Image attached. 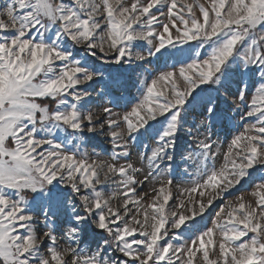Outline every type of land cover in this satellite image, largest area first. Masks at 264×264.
Segmentation results:
<instances>
[{"label":"snow or ice","instance_id":"obj_1","mask_svg":"<svg viewBox=\"0 0 264 264\" xmlns=\"http://www.w3.org/2000/svg\"><path fill=\"white\" fill-rule=\"evenodd\" d=\"M77 46L82 59L69 50ZM89 57L120 69L150 58L176 63L122 105L120 77L105 76ZM230 112L243 131L219 153L212 137ZM54 130L62 142L49 138ZM193 131L183 158L197 178L170 205L172 164ZM98 137L111 146L105 162L87 151ZM142 141L147 151L132 161ZM256 165L264 167V0L0 4V264H264ZM145 183L152 194L140 196ZM244 184L250 190L237 196ZM216 201L222 206L213 209ZM210 210L211 227H201ZM186 221L191 227L179 231ZM90 233L94 248L84 244Z\"/></svg>","mask_w":264,"mask_h":264},{"label":"rangeland","instance_id":"obj_2","mask_svg":"<svg viewBox=\"0 0 264 264\" xmlns=\"http://www.w3.org/2000/svg\"><path fill=\"white\" fill-rule=\"evenodd\" d=\"M3 3V0H0V4ZM67 44H70V42H66ZM197 44L196 41L190 42L189 45H184L183 47L189 48L195 47ZM74 53L77 59H82L86 54L83 51L82 48L79 46L77 47H71L69 49ZM172 51H177L175 49H170ZM136 51H141V49H136ZM209 49L205 46L200 49V52L202 55L206 56ZM146 55V52H145ZM151 63H144L143 68H137L136 64L129 66L125 64L123 69H120L117 65H107L103 64L99 60H95L94 57H89L90 62H95L97 67L100 68L101 71L105 72V76L112 75V76H119L121 83L123 85V88L120 90L123 94V100L121 101V104L123 105L127 101L131 100L133 103L136 102V99L140 96V89L143 88V82L145 80H150L151 78H154V74L158 75L160 71H167L172 70L171 65L175 64V59H169V58H162L159 63L156 61L155 58H150ZM167 59V66L164 63V60ZM140 63V62H137ZM179 67V65H176ZM245 80L248 79V77H244ZM207 87V86H204ZM232 91H236L235 85H232ZM254 91V88H250L249 95L251 92ZM231 100V98H229ZM47 101V100H46ZM50 107V105H48ZM109 107H113L114 111L116 112H122L124 111L123 107H115L111 104L108 105ZM55 107V106H54ZM53 107H50V109ZM197 112L200 111L199 107L197 106L195 109ZM93 111H98L97 108H93ZM229 117L231 119L226 120L224 122L225 126H218L215 129V132L217 133L212 137V139L216 142L214 145V151H217L219 153H223V151L226 150L228 143L232 139V137L239 132L243 131V125L244 121L240 120V114L235 112H230ZM194 121V117L189 119V125H192ZM240 125L241 127H238ZM41 136L44 134L41 133ZM63 133L59 132V130H54L53 134L49 136L50 139H55V137L59 136L60 141H63ZM195 131H193V136L188 137L187 133L184 134V138L181 139L179 142V147L177 150V153L175 155L174 162L172 164V176L173 179V186L171 188V196L172 199L170 200L171 204H176L179 202L180 199L186 198L181 197L179 194L184 192L185 188L189 187L193 181L197 178L196 173V167L195 164L192 163V161H185L183 158L184 155L187 154L188 151L192 150V147L195 143ZM202 138V137H200ZM150 143L148 141H142L140 143H134L132 145V152H131V159L132 161H135L137 159V154L139 152L147 151V149L144 148V144ZM47 147V146H45ZM110 143L107 142V140L104 137H98L93 144H89L87 147V151L90 153V160H97V162H105L107 158L111 155L110 153ZM84 149H81L83 151ZM139 166V165H137ZM187 169V172L185 171ZM253 172L252 181L259 183L261 178L264 177V167H261L260 165H256L253 170H250ZM138 176L142 179L143 174H138ZM155 183V181H153ZM153 183H145L143 187L141 188L139 185H137V191L140 196H144L145 192H148L150 195L152 194V187ZM156 187H159V184H156ZM240 188V186H238ZM250 190L249 184H244L243 188L240 189V191H236V195L239 196L243 191ZM70 191V190H69ZM247 199V197H246ZM229 201H234V197L229 196ZM77 204L79 203L78 200L75 201ZM113 206H116L120 203V198H117L116 200L112 201ZM217 205H221L220 201H216V204L213 205V209H217ZM82 211V210H81ZM211 215L206 214L205 218L201 221L200 226L203 227L204 225H207L208 227H211L210 221L214 219L215 212L210 210ZM197 220L200 218L197 217ZM42 220V217H41ZM64 222V217L61 216L58 221H56L57 228L59 229ZM193 221H186L184 225L181 226V229L179 231H183L184 228L191 227ZM39 228H43V224H38ZM58 240H61V233L59 231L56 232ZM185 236L188 235L187 232L184 233ZM98 237L93 234H88L86 237H84V244L91 245L93 248L95 247L94 241ZM181 243L183 241H180ZM62 243V240H61ZM163 243V242H162ZM82 244L81 246H84Z\"/></svg>","mask_w":264,"mask_h":264},{"label":"trees","instance_id":"obj_3","mask_svg":"<svg viewBox=\"0 0 264 264\" xmlns=\"http://www.w3.org/2000/svg\"><path fill=\"white\" fill-rule=\"evenodd\" d=\"M45 103H47L48 105H50V107H54L55 104L54 102L50 101V100H47V101H44Z\"/></svg>","mask_w":264,"mask_h":264}]
</instances>
